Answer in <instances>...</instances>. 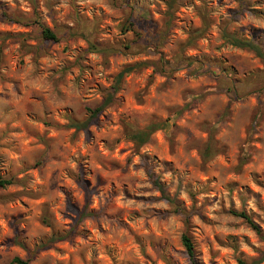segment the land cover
<instances>
[{"label":"clouds","instance_id":"clouds-1","mask_svg":"<svg viewBox=\"0 0 264 264\" xmlns=\"http://www.w3.org/2000/svg\"><path fill=\"white\" fill-rule=\"evenodd\" d=\"M0 264H264V0H0Z\"/></svg>","mask_w":264,"mask_h":264}]
</instances>
